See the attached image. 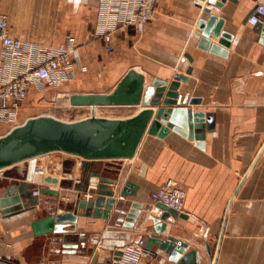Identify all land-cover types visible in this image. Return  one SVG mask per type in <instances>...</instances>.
Here are the masks:
<instances>
[{"label": "crops", "instance_id": "crops-1", "mask_svg": "<svg viewBox=\"0 0 264 264\" xmlns=\"http://www.w3.org/2000/svg\"><path fill=\"white\" fill-rule=\"evenodd\" d=\"M98 3L0 0L9 35L24 43L17 60L7 58L0 45V74L25 71L34 57L66 47L72 37L73 63L62 69L65 78L45 82L43 88L33 83L29 92L52 89L68 101L71 94L111 92L130 69L144 74L146 86L154 78L170 82L180 73L187 80L177 88L178 105L211 113L214 128L205 131L202 146L175 131L163 138L145 134L133 158L91 162L101 176L118 179L109 189L114 192L111 198L121 203H115L108 218L78 215L75 225L67 228L71 234L66 243L58 233L34 236L29 223L46 215L50 207L57 212L72 210L78 196L94 198L96 187L91 184L97 185L98 180H89L92 196L75 189L85 175L75 156L78 161L66 165L62 173L46 172L59 179L56 185H46L58 195H35L31 197L34 210L0 215V264H112L115 251L129 245L143 248L137 240L154 233L149 216L158 207L150 193L168 179L185 188L183 212L188 218L170 222L161 239L170 236L187 244L185 252L194 251L195 264H264V37L248 21L264 0H158L156 14L141 33L131 27L115 32L113 51H106L95 35ZM210 14L222 20V31L231 36L229 46H220L223 55L199 48L197 25ZM208 39L216 44L219 38L210 35ZM184 56L189 57V73L181 66ZM159 105L148 108L155 113ZM114 107L122 108L115 118L144 108ZM87 110L91 113L90 107ZM97 111L99 106L95 114L100 115ZM20 114L19 110L23 122ZM5 131L0 123V135ZM17 165L6 168L9 172L0 178V193L13 183H27L30 189L37 186L41 178L34 173L36 167ZM125 181L137 189L123 197L119 190ZM134 204L139 213L126 224V213ZM92 237L101 239L98 247L91 243ZM140 264L174 263L153 245L145 250Z\"/></svg>", "mask_w": 264, "mask_h": 264}, {"label": "water", "instance_id": "water-1", "mask_svg": "<svg viewBox=\"0 0 264 264\" xmlns=\"http://www.w3.org/2000/svg\"><path fill=\"white\" fill-rule=\"evenodd\" d=\"M204 11L211 12L205 8ZM255 30L264 37V16L253 25ZM197 27L201 30L199 48L213 53L225 54L220 46H229L231 36L222 31V20L211 15L207 20L201 19ZM218 37L216 44H211L208 37ZM188 56L181 61L182 69L190 72ZM187 76L177 73L170 82L154 78L149 85H145V76L135 69L128 70L113 90L109 93H76L69 96L71 106L90 107L89 116L76 120H62L49 114H39L26 118L23 122L0 135V169H6L31 158L53 151H62L81 157V170L85 172L83 179L75 186L77 191L87 196L89 180L95 178L97 185L94 198L76 197L72 210L57 212L51 207L46 215L38 216L29 223L34 236L49 233L62 234L63 242L71 234L67 228L74 226L77 216L103 217L110 216V210L120 201L111 198L114 194L109 185H117V178L103 177L97 170H93L90 163L103 160H120L133 158L145 134L163 138L170 131L198 140L202 146L205 131H212L213 115L202 111H195L189 106H179L181 96L177 92L180 81H186ZM194 102H191V104ZM160 104V105H159ZM141 105L144 107L136 114L124 118L106 117L95 114V107L99 106H127ZM156 105V112L148 106ZM154 115V117H153ZM153 120L151 121V118ZM143 169V168H142ZM46 184L56 185L57 177L46 175L43 178ZM34 189V188H33ZM27 183L8 184L0 193V215L10 217L34 210L36 204L31 197L36 198ZM137 185L125 181L119 190L120 196L134 194ZM40 195H58V191L46 186L39 188ZM51 206V205H50ZM137 205L131 206L125 216L128 224L137 216ZM158 211L149 216L154 233L146 239L139 238L137 242L149 251L153 245L168 254V259L174 264H195L193 250L185 252L187 244L173 237L160 238V234L168 232L170 222L176 218L187 219L184 212L168 208L157 203ZM42 209L43 207H39ZM166 221L168 223H166ZM77 245H73L76 249ZM120 250L115 251V257Z\"/></svg>", "mask_w": 264, "mask_h": 264}, {"label": "built area", "instance_id": "built-area-1", "mask_svg": "<svg viewBox=\"0 0 264 264\" xmlns=\"http://www.w3.org/2000/svg\"><path fill=\"white\" fill-rule=\"evenodd\" d=\"M157 1L99 0L95 35L102 39L104 49L106 51L114 50L113 37L120 28L131 27L137 33H141L145 25L156 14ZM260 15L264 16V4L256 5L248 18L250 24L255 25L260 20ZM0 45L7 58L20 59L24 43L9 35L7 19L2 13H0ZM73 53V38L71 37L67 40L66 47L34 57L25 71L6 76L0 74V123L6 126V131L21 123L19 110L28 96L31 85L34 83L38 88H43L45 82L54 84L63 80L65 77L62 69L72 65ZM5 172L6 169H0V178L5 177ZM34 173L41 179L32 193L39 196V188L47 185L43 181L47 173L40 167H36ZM186 195L184 187L178 185L174 180L168 179L158 189L150 193V198L155 203H162L168 208L183 212ZM90 241L96 247L101 243L99 237H92ZM120 253L117 257L112 256V264H140L145 250L138 245H129L122 247Z\"/></svg>", "mask_w": 264, "mask_h": 264}, {"label": "rangeland", "instance_id": "rangeland-1", "mask_svg": "<svg viewBox=\"0 0 264 264\" xmlns=\"http://www.w3.org/2000/svg\"><path fill=\"white\" fill-rule=\"evenodd\" d=\"M61 94L52 89H47L43 93H37V90L30 91L20 107L21 120L39 114H49L68 121L83 118L88 114L87 107L71 106L68 101L64 100L65 95ZM121 109L114 106H102L100 107L99 116H119L122 114ZM77 161L78 159L64 153H50L21 162L16 167L24 169L40 167L45 169L47 173L53 174L62 173L66 165ZM8 172L7 170L5 174L8 175Z\"/></svg>", "mask_w": 264, "mask_h": 264}, {"label": "bare ground", "instance_id": "bare-ground-1", "mask_svg": "<svg viewBox=\"0 0 264 264\" xmlns=\"http://www.w3.org/2000/svg\"><path fill=\"white\" fill-rule=\"evenodd\" d=\"M68 102H69V100H68ZM97 107V106H96ZM95 107V108H96ZM97 113L99 114V111H97ZM90 114V113H89ZM53 116V115H52ZM60 119V118H59ZM63 120V119H62ZM50 153H64V154H68V153H65V152H62V151H53V152H50ZM68 155H72V154H68ZM72 156H75V157H78V158H80V160H81V157H79V156H76V155H72ZM93 179H95V178H93Z\"/></svg>", "mask_w": 264, "mask_h": 264}]
</instances>
